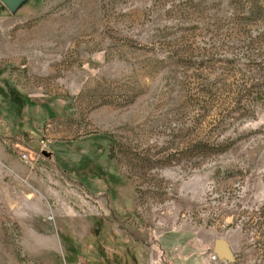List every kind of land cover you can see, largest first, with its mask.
<instances>
[{
	"label": "rangeland",
	"instance_id": "1",
	"mask_svg": "<svg viewBox=\"0 0 264 264\" xmlns=\"http://www.w3.org/2000/svg\"><path fill=\"white\" fill-rule=\"evenodd\" d=\"M0 142V264H264V0L0 3Z\"/></svg>",
	"mask_w": 264,
	"mask_h": 264
},
{
	"label": "water",
	"instance_id": "2",
	"mask_svg": "<svg viewBox=\"0 0 264 264\" xmlns=\"http://www.w3.org/2000/svg\"><path fill=\"white\" fill-rule=\"evenodd\" d=\"M0 3H2L6 9L8 8L9 10H13L21 3V0H0ZM212 251L215 255H218V257L230 259L227 242L221 237H216L214 240Z\"/></svg>",
	"mask_w": 264,
	"mask_h": 264
},
{
	"label": "crops",
	"instance_id": "3",
	"mask_svg": "<svg viewBox=\"0 0 264 264\" xmlns=\"http://www.w3.org/2000/svg\"><path fill=\"white\" fill-rule=\"evenodd\" d=\"M9 167V165L15 164L18 165L16 158L12 155H9L8 152H6V150L4 149V147H2V144L0 142V170L1 173L4 172V170L2 169L3 167ZM212 246H213V242H212ZM211 246V249H212Z\"/></svg>",
	"mask_w": 264,
	"mask_h": 264
},
{
	"label": "built area",
	"instance_id": "4",
	"mask_svg": "<svg viewBox=\"0 0 264 264\" xmlns=\"http://www.w3.org/2000/svg\"><path fill=\"white\" fill-rule=\"evenodd\" d=\"M21 158H24L25 154L22 152L19 155ZM208 259L216 261V259L218 258L217 255H215L212 251L207 253Z\"/></svg>",
	"mask_w": 264,
	"mask_h": 264
},
{
	"label": "trees",
	"instance_id": "5",
	"mask_svg": "<svg viewBox=\"0 0 264 264\" xmlns=\"http://www.w3.org/2000/svg\"><path fill=\"white\" fill-rule=\"evenodd\" d=\"M14 137H15L14 135H11V138H12V139H14ZM14 140H16V139H14Z\"/></svg>",
	"mask_w": 264,
	"mask_h": 264
}]
</instances>
